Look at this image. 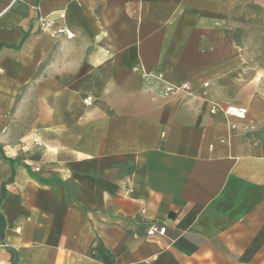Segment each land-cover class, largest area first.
Segmentation results:
<instances>
[{
    "label": "crops",
    "instance_id": "1",
    "mask_svg": "<svg viewBox=\"0 0 264 264\" xmlns=\"http://www.w3.org/2000/svg\"><path fill=\"white\" fill-rule=\"evenodd\" d=\"M0 264H264V0H0Z\"/></svg>",
    "mask_w": 264,
    "mask_h": 264
},
{
    "label": "rangeland",
    "instance_id": "2",
    "mask_svg": "<svg viewBox=\"0 0 264 264\" xmlns=\"http://www.w3.org/2000/svg\"><path fill=\"white\" fill-rule=\"evenodd\" d=\"M239 2H245L246 0H238ZM254 17L253 21L250 23L251 26L249 28L251 36H253L254 40L248 41L250 45H253L254 48H261L263 41L262 38V20H261V13L259 10L254 9ZM223 28L227 33L235 34L238 38L239 45H243L245 47V35H246V27H247V21L245 19V15H238V18L236 17H227L225 20H223L222 24Z\"/></svg>",
    "mask_w": 264,
    "mask_h": 264
},
{
    "label": "built area",
    "instance_id": "3",
    "mask_svg": "<svg viewBox=\"0 0 264 264\" xmlns=\"http://www.w3.org/2000/svg\"><path fill=\"white\" fill-rule=\"evenodd\" d=\"M58 34H64L67 38H72L74 35L68 31L65 28H60L57 30ZM90 98H87L84 102L89 103ZM214 109H212V112H214ZM225 113L229 116L235 117L238 120H244L247 115L246 108H241L237 106H228L225 110ZM165 232V227H157L155 225L150 226V228L147 231L148 236H153L155 234L163 235Z\"/></svg>",
    "mask_w": 264,
    "mask_h": 264
}]
</instances>
